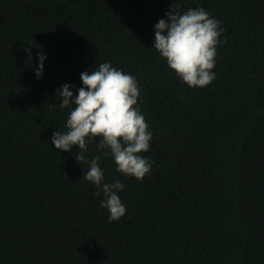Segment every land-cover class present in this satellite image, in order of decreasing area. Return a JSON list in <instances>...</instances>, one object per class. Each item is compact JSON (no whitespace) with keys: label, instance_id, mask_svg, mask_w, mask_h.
<instances>
[{"label":"trees","instance_id":"trees-1","mask_svg":"<svg viewBox=\"0 0 264 264\" xmlns=\"http://www.w3.org/2000/svg\"><path fill=\"white\" fill-rule=\"evenodd\" d=\"M172 2L224 28L205 87L151 47ZM105 61L136 77L153 132L140 181L101 157L125 185L111 222L79 149L50 143L67 130L56 90ZM0 264H264V0H0Z\"/></svg>","mask_w":264,"mask_h":264},{"label":"clouds","instance_id":"clouds-1","mask_svg":"<svg viewBox=\"0 0 264 264\" xmlns=\"http://www.w3.org/2000/svg\"><path fill=\"white\" fill-rule=\"evenodd\" d=\"M178 9L172 2L164 17L154 23L151 47L179 80L189 88H202L216 77L213 69L217 46L224 42V28L202 6L183 12ZM46 59V53L37 52L36 79L42 78ZM79 79V87L65 82L56 90L59 108L68 113L67 130L54 131L50 143L59 151L71 152L74 146L79 149L74 159L88 165L84 178L96 189L94 195L101 197L99 206L107 210L109 222L117 221L126 213L119 195L125 185L117 178L105 180L101 157H111L117 172L140 181L151 173L154 163L143 155L150 149L153 132L141 111V89L134 75L105 61L95 70L81 71ZM94 137H99L98 141ZM91 142L99 154L89 159L85 153Z\"/></svg>","mask_w":264,"mask_h":264}]
</instances>
